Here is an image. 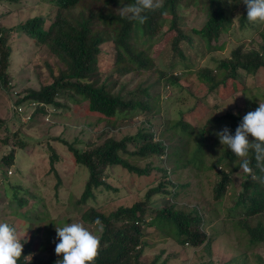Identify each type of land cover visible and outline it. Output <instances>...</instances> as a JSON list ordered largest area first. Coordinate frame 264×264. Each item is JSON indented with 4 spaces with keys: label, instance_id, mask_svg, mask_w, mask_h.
Instances as JSON below:
<instances>
[{
    "label": "trees",
    "instance_id": "trees-1",
    "mask_svg": "<svg viewBox=\"0 0 264 264\" xmlns=\"http://www.w3.org/2000/svg\"><path fill=\"white\" fill-rule=\"evenodd\" d=\"M54 1L57 8L52 16L53 21L47 29L43 16L27 19L21 25L23 34L33 40L36 49H40L46 55L50 54L57 60L54 65L43 57L40 60L42 64L38 66L44 64L45 69L51 72L49 82H42L40 77L38 90L28 89L24 93L20 92V96L15 100L17 107L25 105L24 107L30 108L29 113L30 111L31 113L27 120L35 122L41 115L54 118L58 110L64 106L62 102L64 100L73 103L86 102L89 111L98 116V123L123 116L147 118L144 121L145 128L137 134H129L122 139L112 136L105 139L101 145L94 144L84 150L69 145L74 163L81 170H87L88 174L76 203L87 207L83 213L84 220L92 224L97 218L102 221L103 231L99 235L101 248L93 264L157 263V260L152 263L142 260L148 246L145 227L149 224L145 216L149 211L148 208L153 204V195H159L160 199L171 197L167 199L163 208L156 211V216L174 224L175 242L182 248L189 247L194 250L202 248L211 253L210 250L219 233L226 232V223L221 221L217 222V228L209 227L214 220L219 219L220 215L216 212L215 206L209 207L203 204L201 198L195 200V203L189 201V205L178 204L175 199L178 198L180 191L189 185L181 182L179 171L193 170L195 177L199 178L201 171L202 174L207 170L216 171V176L221 177V180L213 182V197L216 200L222 199L231 187L232 173L241 170V162L227 146L220 153L215 154L210 143L206 141L211 134L207 125L208 123L225 124L234 135L244 114L242 117L232 112L224 115L214 114L208 118V123L202 126H194L193 121L185 119L187 114H183L180 119L168 122L165 130L169 134L161 132L163 133L160 135L161 139L156 141L157 135L150 129L148 116L153 112H160V108L157 107L159 94L152 96L149 87H140L144 99L126 100L121 93L123 90H118L117 86L122 77L146 72L155 66V62L149 58L144 49L140 48V45L153 44L154 39L160 37L166 23H169L167 33L174 32L175 35L169 43L166 60L168 69L163 80L171 85H178L180 77L174 70L176 63L188 61L186 52L191 55V59H197L203 56V53L212 51L213 42H217L233 26L235 16L232 11L240 8L242 14L238 17L239 29L243 31L249 29L248 31L252 32L256 30L261 38L259 45L254 39L250 41L252 47H244L240 43L228 56L216 60V69L207 66L196 72V81L203 87L205 95H213L225 100L228 96H224L223 90L229 83L238 82L241 79V72L252 75L264 70V28H260L259 24L248 22L247 8L242 0H231V3L229 0H163L161 9L146 13L148 18L143 24L121 16L117 10L134 3L135 0ZM1 2L2 0L0 4ZM188 5L203 9L206 20L201 28L182 29L179 10ZM8 32L9 28L0 26V86L10 89L9 68L12 46L10 38L7 37ZM102 56H106L114 65L104 77L100 69ZM35 102L43 105L32 107L31 104ZM245 112L249 111L246 109ZM130 143L135 148L132 152L129 151ZM4 144L7 149L0 158V164L2 163L3 169L1 172L7 174L9 168L14 166L17 151L26 144L19 137V132L12 134L11 139L9 135L4 140ZM51 151L50 170L56 174V186H60L61 180L54 168L55 161L60 157L55 151ZM126 155L139 159L148 158L150 161L145 167H141L133 164ZM154 157L160 158L161 163L172 168L168 170L164 165H155L151 160ZM226 158H232L236 162L238 160V164L231 171L219 166ZM250 160L253 171L244 173L242 190L237 193L235 208H230L228 215L233 219L232 225L248 238V247H255L264 246V195L257 179L255 159L250 158ZM111 167L125 169L140 179L150 177L152 173L154 175L157 170L161 172V179L158 187L151 188L143 201L106 212L105 204L93 206L90 203H96L105 192L112 189L106 181V172ZM253 175L256 179H253ZM18 185L19 189L13 190L14 193L12 191V197L17 200L19 207H24L27 205L25 195L29 196L30 193L25 191L24 197L19 196L22 187ZM238 206L240 208H237ZM32 224H34L33 234L36 235L40 231L39 224ZM10 225L14 226V224ZM209 228L212 229L208 230ZM49 229L52 239L49 241L52 244L49 253L42 254L44 248H35L31 239H23L21 240L24 244L23 254L17 264H56L57 260L62 259V256H57L55 253L56 244L59 242L55 225L51 223ZM180 252H176L175 255ZM242 255L243 258L239 256L218 264H238L247 256V254ZM159 258L160 256L156 259ZM206 264L217 263L210 260ZM244 264H247V260Z\"/></svg>",
    "mask_w": 264,
    "mask_h": 264
},
{
    "label": "rangeland",
    "instance_id": "rangeland-1",
    "mask_svg": "<svg viewBox=\"0 0 264 264\" xmlns=\"http://www.w3.org/2000/svg\"><path fill=\"white\" fill-rule=\"evenodd\" d=\"M56 8L54 0H2L0 4V26L9 28L7 37L10 38L12 46L9 68L11 88L0 86V158L3 153H6L7 146L4 144V140L9 135L11 139L12 134L19 132V137L26 144L15 155L14 166L7 172L9 179H5L8 177L7 174L1 172L3 169L1 168L2 163L0 164V223L14 224L13 227L17 230L20 240L31 239L33 247L44 248L42 254H48L52 248V244L49 242L52 240L49 235L51 223L56 228L57 225L63 227L76 221L83 223L97 235L103 231V228L100 230L97 225L83 219V213L87 207L76 203L83 191V184L88 174L87 170H81L74 163L69 145L84 150L94 144L101 145L105 139L112 136L122 139L126 135H134L144 129V121L147 120V118L137 119L132 116H123L98 123V116L89 111L86 102L73 103L70 100L62 101L64 106L58 110L54 118L41 115L36 118L35 122L27 120L30 110L28 106L21 107L23 112L17 111L15 100L20 96V92L24 93L28 89L38 90L40 77L42 82H49L51 72L45 69L44 64L41 67L38 66L42 64L40 60L45 57L54 65L57 61L50 54L46 55L40 49H36L33 40L23 34L21 25L27 19L43 16L47 29L53 21L52 16L56 12ZM232 13L235 16L233 26L217 42H213L214 49L212 51L203 53L204 55L197 59H191V55L186 52L188 61L176 63L174 70L180 77L178 85H171L163 80L168 69L166 60L169 43L172 36L175 35L174 32L167 33L169 23H166L160 37L155 38L153 44L140 45V48L144 49L149 58L155 62V66L149 71L122 77L117 89L123 90L121 93L126 100L144 99L140 87H149L152 96L159 94L157 107L160 108V112H153L148 116L150 129L157 135L156 141L161 139L160 135L163 134L161 132L169 134L165 130L168 122L180 119L183 114H187L185 119L193 121L194 126H202L208 123V118L214 114L224 115L227 112H232L242 117L243 114H247L246 109L249 112L255 111L260 101H264V70L252 75H245L241 72V79L234 84L229 83L228 87L223 90L224 96H228L225 100L217 96L205 95L203 87L196 81V72L207 66L216 69V60L228 56L231 50L240 43L244 47H252L250 41L254 39L259 45L261 38L256 30L252 32L248 31L249 29L244 31L239 29L238 17L242 14V10L238 8ZM179 14L184 30L199 29L206 20L203 9L195 5L183 6L179 10ZM260 28H264V26L260 25ZM254 46L256 47V45ZM113 68L114 65L110 60L106 56H102L100 69L103 77ZM189 113L190 115H188ZM224 127L227 126L218 123H208L207 125L211 134L206 141L210 143L215 154L225 148L215 134L223 130ZM163 139L165 140V137ZM249 139L253 138L249 137ZM218 141L219 143H217ZM51 150L60 157L55 161L54 167L61 180L60 186H56V174L50 170ZM134 150V145L130 143L129 151ZM126 156L133 164L141 167H145L150 161L148 158L139 159L130 155ZM250 158H254V154H250ZM159 159L151 158L155 165H164L168 170L172 168L161 163ZM236 164H238V160L236 162L232 158H226L221 161L219 166L231 171ZM257 170L260 190L264 195V171L259 168ZM244 173L242 169L232 173L231 187L222 199L216 200L213 197L212 185L214 181L221 180V177L216 176V171L207 170L203 174L201 171L199 178L195 177L193 170H180L181 182L191 186L183 188L175 200L179 205H189V201L195 203V200L201 198L203 204L209 207L215 206L220 217L218 220H214L209 227L217 228V222L222 221L226 223V232L219 233L212 245L211 253L202 250V248L197 250L189 247L182 248L175 242L176 228L174 224L156 216V211L163 208L167 199H171V197L160 199L159 195H153V204L150 205L145 216V220L149 224L148 227H145L148 246L142 260L147 263L157 260L156 264L164 262L167 264H206L211 260L218 264L239 256L243 258L242 254H247L238 264H244L246 260L247 264H262L264 246L248 247V238L232 225L233 219L228 215L229 209L235 208L237 193L242 190L241 182L244 180ZM160 177L161 172L157 170L154 175L152 173L150 177L140 179L125 169L111 167L106 172V181L112 186V189L105 192L96 203L92 202L90 205L102 206L105 204L106 212L115 211L120 206H131L136 202L143 201L151 188L158 187ZM17 183L22 187L19 190V196L24 197L25 191L33 195V197L25 195L27 205L24 207H19L17 200L12 197V191L18 190L20 187ZM114 188L117 190L115 191ZM238 213L239 211L236 213L237 217ZM32 223L39 224L40 231L36 235L33 234L34 224ZM176 252L180 253L175 255ZM158 256L160 258L156 259Z\"/></svg>",
    "mask_w": 264,
    "mask_h": 264
},
{
    "label": "clouds",
    "instance_id": "clouds-1",
    "mask_svg": "<svg viewBox=\"0 0 264 264\" xmlns=\"http://www.w3.org/2000/svg\"><path fill=\"white\" fill-rule=\"evenodd\" d=\"M229 2L231 3V0ZM242 2L247 8L248 22L264 26V0H242ZM162 7V0H135L134 3L117 10L121 16L143 24L148 18L146 13L155 12ZM215 134L221 145L227 146L234 156L239 158L241 169L245 173L253 171L250 167V154H254L256 167L264 171V101H260L255 111L243 116L234 135L228 127ZM249 137L253 139L250 140ZM253 179H256L255 175ZM94 224L102 230V221L99 218ZM56 232L59 242L56 244L55 253L57 256H62L56 264H93L101 248L99 235L76 221L63 227L57 226ZM23 247L24 244L21 243L15 227L7 222L0 223V264H17L23 254Z\"/></svg>",
    "mask_w": 264,
    "mask_h": 264
},
{
    "label": "built area",
    "instance_id": "built-area-1",
    "mask_svg": "<svg viewBox=\"0 0 264 264\" xmlns=\"http://www.w3.org/2000/svg\"><path fill=\"white\" fill-rule=\"evenodd\" d=\"M43 104L42 103H38V102H35V103H32L31 106L32 107H35V106H42ZM18 112H23V109L21 107L18 108ZM31 113V111H30ZM30 113L27 115V118L29 119L30 117Z\"/></svg>",
    "mask_w": 264,
    "mask_h": 264
}]
</instances>
